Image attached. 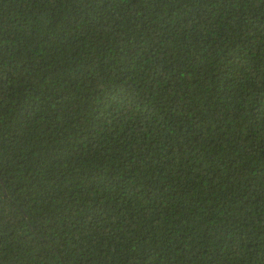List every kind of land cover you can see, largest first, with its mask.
<instances>
[{"label": "trees", "instance_id": "1", "mask_svg": "<svg viewBox=\"0 0 264 264\" xmlns=\"http://www.w3.org/2000/svg\"><path fill=\"white\" fill-rule=\"evenodd\" d=\"M0 264H264V0H0Z\"/></svg>", "mask_w": 264, "mask_h": 264}]
</instances>
